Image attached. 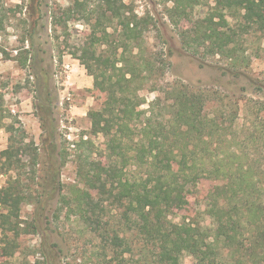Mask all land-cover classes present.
I'll return each mask as SVG.
<instances>
[{
    "label": "trees",
    "instance_id": "1",
    "mask_svg": "<svg viewBox=\"0 0 264 264\" xmlns=\"http://www.w3.org/2000/svg\"><path fill=\"white\" fill-rule=\"evenodd\" d=\"M162 2L171 3L165 6L166 17L183 50L198 57L200 65L207 63V55L224 61L218 66L224 75L252 83L246 74L251 57L247 49L252 33L264 38V0ZM96 3L91 11L114 21V30L109 33L97 17L93 28L98 31L102 25V32L70 53L92 76L93 88L105 94L100 107L87 112L89 132L104 137V160H80L84 185L72 188L71 197L66 195L60 180L66 156L55 143V119L37 102V109L46 111L38 115L42 143L51 147L49 152H31L34 163L46 159L37 177L40 192L32 231L40 233L44 205L57 197L68 207L66 216L72 214L81 223L82 232L99 238L97 264H183L184 255L192 257V264H264V101H255V115L238 126L236 102H220L208 112L207 89L182 81L159 85L156 80L168 61L146 47L144 31L155 27L152 16L138 15L131 0ZM199 6L206 10L195 17ZM85 7L83 0H74L77 12ZM36 27L34 23L26 31L23 41H28V48L21 52L20 63L35 77L37 90L47 88L49 70L41 66ZM103 45L109 48L99 51ZM255 88L263 91L259 83ZM142 90L159 92L145 108ZM12 145L1 154L9 166L20 167L19 148ZM202 180L213 183L203 198L210 226L187 217L179 222L169 219ZM26 185L18 176L0 188L2 230L14 223ZM107 204L121 208L114 222ZM60 209H54L55 217ZM41 247L44 264H56L58 245L42 242Z\"/></svg>",
    "mask_w": 264,
    "mask_h": 264
},
{
    "label": "rangeland",
    "instance_id": "2",
    "mask_svg": "<svg viewBox=\"0 0 264 264\" xmlns=\"http://www.w3.org/2000/svg\"><path fill=\"white\" fill-rule=\"evenodd\" d=\"M123 1L128 3L130 0ZM131 1L138 15L148 14L155 21V27L149 25L150 29L144 31L148 52L156 51L160 58L168 61L164 74L161 76L158 73L159 79L156 83L159 81V85L162 82L165 85L172 81H182L193 88L207 89L211 99L205 107L208 112L217 108L220 102H236L240 107L238 126L244 121L247 125V120L259 108L255 101H264V38L259 34L250 35L247 52L251 57L246 74L253 81L248 85L243 78L235 79L224 75L218 67L224 61L215 62L214 57L207 55V63L200 65L198 57L183 50L177 30L166 17L165 6H169L170 2L164 4L162 0ZM83 2L86 7L77 12L74 9V0H0V188L18 176L27 184L25 197L19 203L18 214L12 218L14 223L6 230L0 227V264H44L46 259L40 252L42 242L56 243L61 249L56 264L98 262L95 254L100 252L99 238L93 237V233L88 231L82 232L81 223L72 214L66 216L68 207L65 203L57 202V197L51 203H44L46 218L40 223V233L33 232L30 226L35 216L36 196L40 192L37 177L43 172V161H46L45 158H40V162L34 163L31 152L34 148H38L41 153L49 152L51 147L47 141L42 143L38 115H46L47 111L55 119V143L57 149L64 151L66 156L60 176L66 195L71 197L74 193L72 188H81L84 185L79 174L80 160H104V137L89 132L87 112L98 109L105 94L103 90L93 88L92 76L87 74L84 66L70 53L75 47L88 43L93 34L102 32V25H99L98 31L93 28L99 16L91 9L98 0ZM205 10L204 6L196 7L193 15L202 16ZM99 18L109 33L114 30V21ZM34 23L37 24L38 35L35 44L43 50L44 61L41 66L49 70L47 88L39 86L37 90L35 77L20 63L21 52L28 48V41H23V38ZM106 47L109 48L108 45H103L98 50L102 51ZM257 83L263 85L262 92L255 88ZM140 93L146 100L141 108L147 107V102L159 94L157 91L148 90ZM37 102L45 104V112L37 109ZM88 138L91 143H81ZM10 144L19 148L22 162L20 167L9 166L8 160L1 154ZM212 185L213 183L202 180L199 187L197 185L189 193L187 203L182 208L175 209L168 218L179 222L187 217L210 226V219L204 213L203 198ZM69 205H73L71 199ZM107 205L111 209V222H114L116 211L120 212L121 208ZM57 207L61 209L58 217H55L54 209ZM110 256L108 253L105 259L108 260ZM192 263V257L184 255L183 264Z\"/></svg>",
    "mask_w": 264,
    "mask_h": 264
}]
</instances>
